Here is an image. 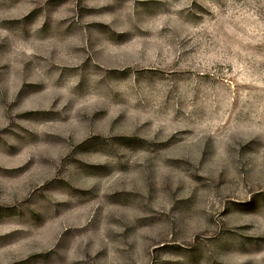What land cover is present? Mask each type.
<instances>
[{"label": "rangeland", "instance_id": "obj_1", "mask_svg": "<svg viewBox=\"0 0 264 264\" xmlns=\"http://www.w3.org/2000/svg\"><path fill=\"white\" fill-rule=\"evenodd\" d=\"M0 264H264V0H0Z\"/></svg>", "mask_w": 264, "mask_h": 264}]
</instances>
